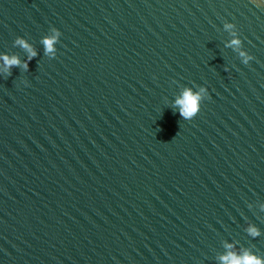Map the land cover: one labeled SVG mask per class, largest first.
Returning a JSON list of instances; mask_svg holds the SVG:
<instances>
[{
  "label": "water",
  "instance_id": "1",
  "mask_svg": "<svg viewBox=\"0 0 264 264\" xmlns=\"http://www.w3.org/2000/svg\"><path fill=\"white\" fill-rule=\"evenodd\" d=\"M4 54L29 68L0 75V264L264 258V5L0 0Z\"/></svg>",
  "mask_w": 264,
  "mask_h": 264
},
{
  "label": "clouds",
  "instance_id": "2",
  "mask_svg": "<svg viewBox=\"0 0 264 264\" xmlns=\"http://www.w3.org/2000/svg\"><path fill=\"white\" fill-rule=\"evenodd\" d=\"M253 3H255L257 7H261L264 5V0H253ZM225 28L226 30H233L234 25L229 23L225 25ZM233 35H236L235 31H233ZM61 37L62 33L56 28H52L50 35L45 37V54L48 55L50 59L56 58L58 51L57 45L60 43ZM49 41L52 43L50 44ZM16 43L28 50L29 59L27 61H31L38 56V53L24 38L17 39ZM240 44L241 42L237 39L232 41L228 46L240 49ZM53 45H56V47H53ZM239 55L242 57V62L246 65L255 59V57L249 55L244 50H240ZM0 60L3 61V63L0 64V75H11V69L13 67H22L24 71H28L29 63L27 61L21 62L18 57H9L7 54H4L3 56H0ZM207 96L208 90L204 87H199L198 90L186 87L175 97L170 107L174 113L178 112L184 120H192L200 113L202 103ZM248 232L249 235L254 237L261 234L255 226H250ZM221 259L225 264H264V258L258 257L248 251H245L242 254L230 252L226 257H222Z\"/></svg>",
  "mask_w": 264,
  "mask_h": 264
}]
</instances>
